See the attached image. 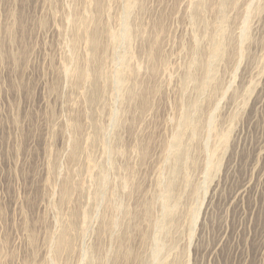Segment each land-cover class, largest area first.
Wrapping results in <instances>:
<instances>
[{
	"label": "rangeland",
	"instance_id": "obj_1",
	"mask_svg": "<svg viewBox=\"0 0 264 264\" xmlns=\"http://www.w3.org/2000/svg\"><path fill=\"white\" fill-rule=\"evenodd\" d=\"M121 1H102V22L117 33L126 6ZM140 2L143 9L131 18L139 33L130 47L139 86L117 110L122 123L115 129L108 119L118 107L112 92L105 88L101 105L91 109L78 95L86 88L64 86L57 70L69 54L66 16L88 14L94 0H0V264H77L85 246L94 250L92 264H105L111 251L118 254L115 264H155L151 242L144 239L152 235L151 226L143 214L150 203L152 217L161 219L156 199L166 196L164 185L172 188L174 207L161 219L163 231L156 233L167 248L159 264H264V0L247 19L248 39L241 50L232 41L214 60L220 81L204 87L191 104L187 94L193 83L182 71L192 46L188 6L194 0ZM207 2L203 18L216 30L220 0ZM238 2L240 11L233 7L226 14L224 40L239 31L246 4ZM77 48L81 61L84 47ZM109 48L100 63L108 83L111 72L119 71L111 59L117 51ZM216 101L219 111L208 148L196 140L204 136L201 126ZM185 113L192 125L179 128L168 150ZM73 121L78 131L70 128ZM73 140L81 147L75 160L69 155ZM124 180L133 184L131 195L122 193ZM65 182L80 190L62 205L58 195ZM102 187L104 197L132 212L119 244L99 229L101 215L109 213L95 200ZM82 211H87L88 225L80 221ZM60 218L77 228L86 225L88 231L84 239L70 231V244L53 256L49 239L57 234Z\"/></svg>",
	"mask_w": 264,
	"mask_h": 264
},
{
	"label": "bare ground",
	"instance_id": "obj_2",
	"mask_svg": "<svg viewBox=\"0 0 264 264\" xmlns=\"http://www.w3.org/2000/svg\"><path fill=\"white\" fill-rule=\"evenodd\" d=\"M102 1L103 0H94V3L92 4L93 7L90 12L87 8L88 14H85V13L83 15L82 14L81 15L68 14L65 20L63 17V20L65 21L64 22L65 29L68 30V32L69 31L71 32V39H69L68 46H67L69 50V54L68 55L66 54L67 56L65 59V64H60L57 70H58L60 81H62L64 86H67V84L71 86L72 84L78 83V84H81L84 88H86V92L79 93L78 95L84 98L85 102L89 105L91 109H93L98 104L101 105V102L105 94L102 91H104L105 88L106 90H110L112 92V98L115 100L118 107L117 109H112L108 112V119H109L111 128L117 129L121 126V123H122L120 115L118 114L119 111L117 110L124 109L125 102L128 103L132 99V97L134 96V91L136 90V87L139 86L138 78H139L140 72H139V69L133 64V61L131 60V52H130L131 44L133 40L137 38V34L139 33V28L136 26L134 27L132 25L131 18H132L133 13L134 12L136 13L135 11L136 9L141 10L143 8H142V3H141L142 1L140 2V0H125L126 6L124 9V14H123L124 16L121 17L122 18L121 23L119 24L120 30L117 33V32L111 31L105 25V23L102 22L101 12H104L106 9V7L104 9V4H102L103 3ZM244 1L246 5H245V8L240 13V15L242 14V20L240 23L239 31L236 35H234V37L231 36V34L227 35L228 38L225 40L222 39V37L225 36L223 25L228 23V21L226 20L227 19L226 14L228 13V10L233 7H234V10L240 11L237 8L238 5H236V3L239 4L238 0H220L219 5L217 6L218 7L217 11H219L220 13L221 20L216 30H213V25L211 24V22L208 23L204 21V18H203V16L206 15L205 13H208V10H209V2H207V0H194V2L193 3L191 2V5L188 6L190 7V17L189 18L191 21V25L193 26V31H192L193 36L191 37L192 46L188 51L189 58H188L187 66H186V69L182 71L183 72L182 77L190 79V81L193 83V85L190 87V92L188 93L189 90L186 91L188 93L187 94L188 101L191 100L194 96H196L198 92H200L201 90H204L206 86H209L208 84H211L212 81H216V80L220 81L217 78V76H215L213 73L214 72V69H213L214 60H216V58H219L220 55L222 54L224 55L226 50L230 48V46H232L234 41L238 43V44L236 43L235 45L237 46V49L240 51L242 48V45L248 39L249 25H248L247 19L250 18V15L253 13V11L256 10L258 6V2H257L258 0H244ZM121 2H123V0ZM186 4L188 3L186 2ZM236 15L239 16L238 14ZM81 45H83L84 50L82 52L83 56L79 55L81 56V61H80L77 57V51H78L77 47H79L80 49ZM189 46L190 44L188 45V47ZM206 46H209V47H208V57L205 58L202 53L204 52ZM109 47L117 51V52L114 51L115 52L114 53L112 50L113 55L111 54L110 55H111V59H114L115 61H117V64L119 67V71L115 70V72H111V75L108 77L110 85L105 80L101 72L102 69L100 66L101 59L105 60V51ZM70 52H72L74 56ZM148 55H149V58L152 59L154 54L150 52ZM131 61H132V64H131ZM156 75H157V71L154 73L153 76H156ZM228 88H230V86ZM209 98L210 97L208 96V99ZM141 103L143 102L141 101ZM188 103L191 104V101H189ZM144 107H145V104H142L141 109H143ZM68 109H73V108L68 107ZM218 109H219V103L216 101L215 103H213L211 111H209L206 114L205 121L203 122L201 126L205 134L204 136L198 138L196 141H198L199 144H201L204 147H208L209 144L211 143V138L213 137L212 132H214L213 131L214 113ZM92 116H93L92 114H89V118H92ZM182 117H183L182 120H180L177 123L178 125H175V128H174L175 136L173 137L171 142L167 144V147L169 148L168 150H171L174 147L173 144L176 138V133L180 132L179 128L181 126L189 127L192 125V121L189 120L188 114L186 113L182 114ZM70 128L73 131H78L77 122L73 121L70 124ZM94 130L95 132H99L96 128H94ZM80 152H81V147H80L79 142H77L76 140H73V142H71V144L69 145L70 157L73 160L79 159L78 155L80 154ZM143 154L144 152L142 153V155ZM176 157H178L177 154H176ZM88 161L89 160L87 157L86 161H84V164L85 165L88 164L89 166ZM65 183H66L65 187H63V189L60 192V195H58L59 200L61 201L62 205L70 202L69 199L72 196V195L70 196V194L78 193V191L80 190L79 185L74 187L72 185H68L67 182ZM76 183L78 184V182ZM103 187L97 190L95 194L96 196L95 200L99 202L100 206L103 204V206L107 208L109 207V210H108L109 213H107V215H101L99 219V224H100L99 226L101 228L99 227L98 228L103 233V236L107 237V239H111L112 241H115V244H117L118 242L120 243L123 237L126 236L129 224L132 221V218L130 215L132 212L130 213V211L126 208L127 206L126 207L123 206L121 202H119V200L117 201L118 203H114L113 201H110L108 200V198L104 197L105 195H103L104 192L102 191V189L105 190V188ZM121 187L125 189V190L122 189V193L123 192L128 193L129 195L132 194V191H133L132 183H128L126 182V180H124L122 182ZM171 189L172 188H169L168 185H164L162 191L166 193V196L164 195L158 196L156 199L157 201L160 200V203H161V213H162L161 219L163 216L164 217L168 216L169 213H171V211L173 210L174 203L171 200L172 198ZM156 202H155V205H156ZM149 204L144 206L143 216H144V219L148 223L147 225H149L148 227L151 226L150 229H151L152 235L151 236L148 235L147 236L148 239L147 238H144V239L151 242L150 246L151 248H153V250L150 256L153 257V262L155 264H159L161 262L160 261L162 257L161 255L162 253L165 252V250H167V248L164 247L162 244H160V239L156 237L157 236L156 233H158V230L163 231L165 226L162 224L161 219H158L155 216L154 218L152 217ZM100 206H98L97 208H99ZM118 206L123 209H121L118 213L117 212L114 213L113 209H116ZM85 212L83 213L81 220H80L82 224H87L88 222V215ZM89 215L91 216L92 213ZM55 223L58 227V232L57 234L51 236V238L49 239L50 248H53V249H50L52 250L51 253L54 254L53 256H56L58 253H60V250L63 247H66L70 244L71 236L73 235V233L71 234L70 231L75 230V236L78 239H82L88 231V227L86 225L80 228H77L74 223L69 222V221L67 223L63 222L61 218L57 220ZM147 231H149V229ZM97 234L96 236H98ZM81 248H82L81 257H80L81 259L77 262V264H92V262L95 259L93 248L91 246H85L84 248L83 247ZM101 253H103V250H101ZM109 253L110 255L105 257L107 260L105 262L107 264H115L118 259L117 258L118 254L116 255V253H112V251ZM55 259L54 260L51 259V260L55 261Z\"/></svg>",
	"mask_w": 264,
	"mask_h": 264
}]
</instances>
